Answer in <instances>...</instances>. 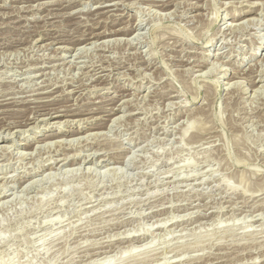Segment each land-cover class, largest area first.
<instances>
[{
	"label": "rangeland",
	"instance_id": "rangeland-1",
	"mask_svg": "<svg viewBox=\"0 0 264 264\" xmlns=\"http://www.w3.org/2000/svg\"><path fill=\"white\" fill-rule=\"evenodd\" d=\"M57 1L0 0V261L264 264V0Z\"/></svg>",
	"mask_w": 264,
	"mask_h": 264
},
{
	"label": "bare ground",
	"instance_id": "bare-ground-1",
	"mask_svg": "<svg viewBox=\"0 0 264 264\" xmlns=\"http://www.w3.org/2000/svg\"><path fill=\"white\" fill-rule=\"evenodd\" d=\"M59 1V0H58ZM57 1V2H58ZM106 1H108V0H106ZM105 1V2H106ZM112 1V0H111ZM247 1V0H246ZM255 1H257V0H254V2H250L249 0H248V2H247V4L246 5H248V6H250L251 8L249 9V10H246V11H240V12H236V13H234V17H236L234 20L237 22V21H240V20H245L246 18V20H247V23L248 24H251V23H253L254 22V17H250V18H248V17H245L246 15H244V14H247V13H249V12H253V10H255L254 9V6L255 5H257V2H255ZM76 2V1H75ZM165 2V1H164ZM163 2V4H161V7H163V8H168V7H170V5H171V3H167L168 2V0H167V2L166 3H164ZM225 2V1H224ZM241 2V1H240ZM44 3V2H43ZM47 3V2H46ZM104 3V2H103ZM111 3V2H110ZM123 3V2H122ZM188 3V2H187ZM242 3H243V1H242ZM241 3V4H242ZM47 4H49V3H47ZM108 4V3H107ZM125 4V3H124ZM157 4V3H156ZM176 4V3H175ZM226 4V3H225ZM245 4V3H244ZM41 5V4H40ZM114 5V4H113ZM160 5V4H159ZM263 5V4H262ZM108 6H112V5H105L104 7H108ZM201 6V5H200ZM243 6V5H242ZM31 7V6H30ZM41 7V6H40ZM206 7V6H205ZM263 7V6H262ZM148 8H150V7H148ZM162 8V9H163ZM212 8V7H211ZM102 9V8H101ZM33 10V9H32ZM82 10V9H81ZM98 10V9H97ZM216 10V9H215ZM80 11V10H79ZM118 11V10H117ZM106 12H108V11H106ZM172 12V11H171ZM104 13V12H103ZM102 13V14H103ZM149 13V12H148ZM101 14V13H100ZM175 14V13H174ZM160 15V14H159ZM166 15V14H165ZM236 15V16H235ZM73 17V16H72ZM121 18V17H120ZM146 18V17H145ZM263 19V18H262ZM104 21V20H103ZM242 21V23H240L242 26H244L245 24H247V23H245L246 21H244L243 22ZM258 21V20H257ZM112 22V21H111ZM151 22V21H150ZM238 23V22H237ZM236 23V24H237ZM127 24V23H126ZM236 24H234V25H236ZM140 25V24H139ZM107 26V25H106ZM105 26V27H106ZM126 26V25H125ZM135 27H136V25H135ZM235 27V26H234ZM129 30L130 29H128L127 27H122V28H119V29H114V31L113 30H111V31H108V33L106 32V31H103V32H99V33H95V38H96V40L97 39H100L101 37H104V36H108V35H112V34H126V33H129ZM32 31V30H31ZM86 33V32H85ZM91 33V32H90ZM15 34V33H14ZM81 34V33H80ZM94 33H92L91 35H93ZM61 35V34H60ZM132 35H134V34H132ZM78 36V35H77ZM190 36V35H189ZM206 36V35H205ZM239 36V35H238ZM237 36V37H238ZM78 37H81V35L80 36H78ZM87 36H85V38H82L81 39V42H83V41H85V40H87V38H86ZM141 37V36H140ZM156 37V36H155ZM249 38V37H248ZM80 39V38H79ZM115 39V38H114ZM119 39V38H118ZM38 40V39H37ZM132 40V39H131ZM212 38L211 39H209L206 43H204V45L202 46V47H204V48H208V47H210V46H212ZM32 41V40H31ZM75 41V40H74ZM100 41V40H99ZM116 41V40H115ZM128 41V40H127ZM73 42V41H72ZM72 42H71V44H72ZM77 42V41H76ZM81 42H79V43H81ZM94 42V41H93ZM98 42V41H97ZM105 41H102V43H104ZM109 42H111L110 40H109ZM134 42V41H133ZM75 43V42H74ZM95 43H96V41H95ZM95 43H93V44H95ZM106 43L107 42H105L104 43V45H106ZM117 43V42H116ZM98 44V43H97ZM96 44V45H97ZM76 45V44H75ZM96 45H94V46H96ZM103 45V44H102ZM103 45V46H104ZM4 46V45H3ZM86 46V45H85ZM100 46H101V44H100ZM26 47V46H25ZM74 47V46H73ZM87 47V46H86ZM54 48V47H53ZM85 48V47H84ZM88 48V47H87ZM105 48V47H104ZM136 48V47H135ZM60 49V48H59ZM75 49V48H74ZM81 49V48H80ZM209 49V48H208ZM78 50V48L76 49V51ZM66 51H67V49H66ZM70 51V50H69ZM78 52V51H77ZM76 53V52H75ZM139 53V52H138ZM253 53V52H252ZM47 56V55H46ZM155 56V55H154ZM254 56H256L255 54H254ZM65 58V57H64ZM190 58V57H189ZM193 58H195V57H193ZM44 62V61H43ZM148 62V61H147ZM35 63V62H34ZM166 63V62H165ZM238 63V62H237ZM78 65V64H77ZM88 65V64H87ZM198 65V64H197ZM202 65V64H201ZM204 65V64H203ZM206 65V64H205ZM218 65V64H217ZM50 66V65H49ZM68 66V65H67ZM79 66V65H78ZM149 66V65H148ZM199 66V65H198ZM198 66H196V67H198ZM260 66V65H259ZM69 67V66H68ZM252 67V66H251ZM92 68V67H91ZM103 68V67H102ZM126 68V67H125ZM155 68V67H154ZM192 68V67H191ZM204 68V67H203ZM213 68V67H212ZM212 68H210L211 70H212ZM216 68V67H215ZM255 68V67H254ZM208 69V68H207ZM217 69V68H216ZM215 69V70H216ZM252 69V68H251ZM41 70V69H40ZM102 70V69H101ZM148 70V69H147ZM153 70V69H152ZM195 70V69H194ZM203 70V69H202ZM201 70V71H202ZM226 70V69H225ZM249 70V69H248ZM255 70V69H254ZM110 71V70H109ZM206 71V70H205ZM208 71V70H207ZM250 71H253V70H250ZM254 72V71H253ZM252 72V73H253ZM262 72V71H261ZM119 73V72H118ZM121 73V72H120ZM251 73V74H252ZM257 73L259 74V72L257 71ZM38 74V73H37ZM97 74V73H96ZM95 74V75H96ZM203 74V73H202ZM212 74V73H211ZM43 75V74H42ZM262 76H263V73H262ZM163 77V76H162ZM254 77H256V76H254ZM258 77V76H257ZM252 78V77H251ZM97 79H98V77H97ZM96 79V80H97ZM102 79V78H101ZM261 79V78H260ZM259 79V80H260ZM254 80V79H253ZM262 80V79H261ZM252 81V80H251ZM35 82V81H34ZM73 82V81H72ZM236 82V81H235ZM253 82V81H252ZM255 82V81H254ZM230 83V82H229ZM46 84V83H45ZM73 84V83H72ZM96 84V83H95ZM236 84V83H235ZM79 85V84H78ZM77 86V85H76ZM260 86V85H259ZM135 87V86H134ZM120 88V87H119ZM71 90H72V88H71ZM101 90V89H100ZM125 90H127L126 88H125ZM131 90V89H130ZM257 90V89H256ZM46 92V91H45ZM166 92V91H165ZM115 93V92H114ZM77 94V93H76ZM129 94V93H128ZM148 94V93H147ZM157 94V93H156ZM123 95V94H122ZM144 96V95H143ZM180 96V95H179ZM48 97V96H47ZM116 97V96H115ZM118 97V96H117ZM130 98V97H129ZM195 98V97H194ZM197 98V97H196ZM115 99V98H114ZM90 100V99H89ZM194 100H196V99H194ZM92 101V100H91ZM131 101V100H130ZM6 102V101H5ZM66 102V101H65ZM112 102V101H111ZM127 102V101H126ZM169 102H172V101H169ZM186 102V101H185ZM21 103V102H20ZM113 103V102H112ZM136 103V102H135ZM168 103V102H167ZM187 103V102H186ZM44 104V103H43ZM174 106V105H173ZM201 106V105H200ZM62 107V106H61ZM60 107V108H61ZM122 107V106H121ZM45 108H46V106H45ZM48 108V107H47ZM46 108V109H47ZM53 108H56V107H53ZM53 108H49V109H53ZM111 108H114V107H111ZM185 108V107H184ZM183 108V109H184ZM73 109V108H72ZM100 109V108H99ZM178 109V108H177ZM192 109V108H191ZM42 110V109H41ZM53 110H55V109H53ZM58 110H59V108H58ZM80 110V109H79ZM89 110V109H88ZM113 110V109H112ZM121 110H123V109H121ZM61 111V110H60ZM76 111H78V110H76ZM95 111V110H94ZM105 111V110H104ZM111 111V110H110ZM114 111V110H113ZM45 112H46V110H45ZM86 112V111H85ZM0 113H1V111H0ZM32 113V112H31ZM58 113V112H57ZM56 112H55V114H57ZM77 113V112H76ZM94 113V112H93ZM99 113V112H98ZM113 113V112H112ZM111 113V114H112ZM117 113V112H116ZM189 113V112H188ZM197 113V112H196ZM40 114V113H39ZM42 114H43V112H42ZM49 114H51V117H53V116H64V114H57V115H54V113L53 112H46V115H49ZM44 115H45V113H44ZM79 115V114H78ZM120 115V114H119ZM37 116V115H36ZM35 115H31L30 114V116H28L24 121H22L21 122V124L20 125H22L23 126V128H25L24 126H30L31 124H29V123H31V122H33V123H35V122H37V120L38 119H40L39 118V116H37L36 117ZM94 116V115H93ZM124 116V115H123ZM122 116V117H123ZM97 117V116H96ZM47 118V117H46ZM102 118V117H101ZM19 119V118H18ZM88 119V118H87ZM99 119V118H98ZM112 119V118H111ZM114 119V118H113ZM131 119V118H130ZM42 120H44V118L42 119ZM47 119H45L44 121H46ZM50 120V119H49ZM49 120H48V122H49ZM69 120V119H68ZM76 120V119H75ZM81 120V119H80ZM84 120H86V119H84ZM104 120V119H103ZM110 120V119H109ZM115 120V119H114ZM81 121H83V120H81ZM94 121V120H93ZM96 121V120H95ZM120 121V120H119ZM58 122V124H57V127H58V130L60 129V131L63 133V135L64 134H70L71 136L72 135H75V134H78V133H80V130H70V129H68V131L67 130H65V131H63L62 130V124H64V122L62 121V119H61V121H57ZM192 122V121H191ZM5 123V122H4ZM50 123V122H49ZM67 123V122H66ZM82 123V122H81ZM91 123V122H90ZM94 123V122H93ZM99 123V122H98ZM96 124V125H94L93 124V128H94V126H95V128H100V126H103V124L101 125L100 123L99 124ZM114 123V122H113ZM45 124V123H44ZM51 124V123H50ZM105 124V123H104ZM194 124V123H193ZM16 125H18V124H15V126ZM35 125V124H34ZM47 125H49V124H47ZM52 125V124H51ZM5 126V125H4ZM8 126V125H7ZM12 126V125H11ZM14 126V127H15ZM39 126H41V124H39L38 125V123H36V125L34 126V127H30L29 128V130H33V129H35L36 127H38V128H40ZM52 126H54V125H52ZM56 126V125H55ZM90 126V125H89ZM193 126V125H192ZM43 127V126H42ZM56 127V128H57ZM3 128V127H2ZM9 128V127H8ZM12 128V127H11ZM184 128V127H183ZM7 129V128H6ZM15 129V128H14ZM26 129V128H25ZM45 129V128H44ZM52 129V128H51ZM87 129V128H86ZM186 129H187V127H186ZM0 130H1V127H0ZM9 130V129H8ZM11 130V129H10ZM9 130V131H10ZM165 130V129H164ZM167 130V129H166ZM2 131V130H1ZM28 131V130H27ZM26 131V132H27ZM96 131V130H95ZM183 132H184V130H183ZM7 133V132H6ZM9 133V132H8ZM87 133V132H86ZM88 133H89V131H88ZM87 133V134H88ZM94 133V132H93ZM185 133V132H184ZM85 134V133H84ZM186 134V133H185ZM25 135V134H24ZM43 137L41 138L40 137V139L38 140V142H44L45 143V141H48L49 140V142H48V144L50 143L51 145H50V147L54 144L55 145V143L54 142H56L54 139H52L53 137H55V136H60V133H50V134H47V135H45V134H43L42 135ZM86 136V135H85ZM39 137V136H38ZM63 136H60V138H62ZM88 135H87V139H88ZM197 137V136H196ZM2 139L4 140L5 138H4V136L2 135ZM33 139V138H32ZM38 139V138H37ZM37 139H35V140H37ZM54 140V142L53 141H50V140ZM92 139V138H91ZM130 139V138H129ZM9 140V139H8ZM29 140V139H28ZM70 140V139H69ZM75 140V139H74ZM164 140V139H163ZM30 141V140H29ZM71 142H73V140L71 141ZM138 142V141H137ZM53 143V144H52ZM57 143H58V140H57ZM46 144H47V142H46ZM47 144V145H48ZM61 144V143H60ZM60 144H58V145H60ZM66 144H67V141H66ZM69 144H70V142H69ZM74 144V143H73ZM62 145V144H61ZM4 146V144L2 145V146H0V147H3ZM6 146V145H5ZM26 148H29V147H31L32 146V143L31 142H29V143H27V144H25L24 145ZM38 146V145H37ZM45 146V145H44ZM49 146V145H48ZM47 146V147H48ZM63 146V145H62ZM73 146V145H72ZM8 147V146H7ZM40 147H42V146H40ZM40 147H38V148H40ZM123 147V146H122ZM4 148H6V147H4ZM9 148V147H8ZM11 148V147H10ZM1 149V148H0ZM3 149V148H2ZM4 151H5V149H3ZM10 150V149H9ZM56 150V149H55ZM78 150V149H77ZM116 150V149H115ZM11 151V150H10ZM40 151V150H39ZM57 151V150H56ZM71 151V150H70ZM94 151V150H93ZM49 152V151H48ZM60 152V151H59ZM68 152V151H67ZM33 153V152H32ZM69 153V152H68ZM93 153V152H92ZM97 153V152H96ZM95 153V154H96ZM107 153V152H106ZM27 154V153H26ZM31 154V153H30ZM91 154V153H90ZM108 154V153H107ZM107 154H106V157H107ZM112 154V153H111ZM121 154V153H120ZM67 155H69V154H67ZM67 155H65V156H67ZM74 155V154H73ZM77 155H79V154H77ZM84 155V154H83ZM86 155V154H85ZM101 155V154H100ZM99 155V156H100ZM109 155V154H108ZM119 155V154H118ZM19 156H21V155H19ZM51 156V155H50ZM64 156V157H65ZM76 155H74V157H75ZM87 156V155H86ZM102 156H104V155H102ZM112 156V155H111ZM120 156V155H119ZM72 157V156H71ZM88 157H89V155H88ZM115 157V156H114ZM117 157V156H116ZM84 158V157H83ZM82 158V159H83ZM86 158V157H85ZM98 158V157H97ZM96 158V159H97ZM103 158V157H102ZM102 158H100V159H102ZM110 158V157H109ZM53 159V158H52ZM52 159H50V160H52ZM77 159H79V158H77ZM82 159H81V161H82ZM87 159V158H86ZM86 159H84V160H86ZM99 159V160H100ZM117 159V158H116ZM115 158H114V160H116ZM118 159H120V158H118ZM93 160V159H92ZM99 160H97V161H99ZM106 160H108V159H102V161H106ZM121 160H122V158H121ZM59 161V160H58ZM64 161H66V159L64 160ZM73 161V160H72ZM75 161V160H74ZM109 161V160H108ZM112 161V160H111ZM38 162V161H37ZM52 162H54V161H52ZM51 162V163H52ZM63 162V161H62ZM67 162H70V161H67ZM75 162H77V161H75ZM85 162V161H84ZM93 162V161H92ZM114 162V161H113ZM118 162V161H117ZM31 163V162H30ZM60 163V162H59ZM64 163V162H63ZM45 164V163H44ZM55 164H56V162H55ZM66 164V163H65ZM98 164V163H97ZM38 165V164H37ZM58 165V164H57ZM71 165V164H70ZM93 165V164H92ZM44 166V165H43ZM64 166V165H63ZM66 166V165H65ZM73 166V165H72ZM53 167V166H52ZM58 167V166H57ZM38 168V167H37ZM39 168H41V167H39ZM46 168V167H45ZM51 168V167H50ZM71 168H73V167H71ZM53 169H54V167H53ZM40 170H42V169H40ZM86 170H88V169H86ZM91 170V169H90ZM33 171V170H32ZM46 171V170H45ZM65 171V170H64ZM67 171V170H66ZM73 171H74V169H73ZM77 171V170H76ZM94 171V170H93ZM36 172V171H35ZM78 172V171H77ZM37 173V172H36ZM241 175V174H240ZM240 178V177H239ZM243 178V180H244V176L242 177ZM242 178H241V181H242ZM3 179H5V178H3ZM246 179V178H245ZM3 181V180H2ZM26 181V180H25ZM31 181V180H30ZM227 182V181H226ZM31 183V182H30ZM228 184H229V181L227 182ZM244 183V182H243ZM242 182L240 183V184H243ZM226 184V183H225ZM227 184V185H228ZM247 184V183H246ZM29 185V184H28ZM231 185V184H230ZM230 185H228L229 186V188H231L232 189V187H230ZM257 185V184H256ZM19 186V185H18ZM235 186V185H234ZM250 186L251 185H249V188H250ZM29 187V186H28ZM246 187H247V189H246ZM228 188V187H227ZM235 188H236V186H235ZM248 186H246L245 184H244V188L243 189H241V190H243V193L244 192H246L248 189ZM4 189V188H3ZM24 189V188H23ZM1 193H2V191H0ZM0 193V194H1ZM4 193V192H3ZM241 193V192H240ZM245 194V193H244ZM5 195H8V193L6 194L5 193ZM242 197V196H241ZM1 200V199H0ZM6 200V199H5ZM2 202H4V201H2ZM1 202V203H2ZM10 202V201H9ZM258 202V201H257ZM8 203V202H7ZM4 205V204H3ZM221 207V206H220ZM252 207V206H251ZM193 213V212H192ZM255 213V212H254ZM258 214V213H257ZM247 215V214H246ZM263 215V214H262ZM183 216V215H182ZM249 216V215H248ZM165 220V219H164ZM167 221V220H166ZM174 222V221H173ZM166 224V223H165ZM160 226V225H159ZM165 227V226H164ZM148 229H150V228H148ZM161 229V228H160ZM146 233V232H145ZM128 234V233H127ZM143 235V234H142ZM126 236H128V235H126ZM129 236H130V233H129ZM134 236V235H133ZM129 238V237H128ZM122 239V238H121ZM121 242V241H120ZM132 247H130V249H126V251H124V252H121L120 253V255L118 256V258L117 259H124V257H130V254H132L133 253V249H131ZM101 249V248H100ZM115 257V256H114ZM107 258V257H106ZM104 260H105V258H104ZM4 261V260H3ZM0 261V264H6V262L4 261ZM166 262V261H165Z\"/></svg>",
	"mask_w": 264,
	"mask_h": 264
}]
</instances>
